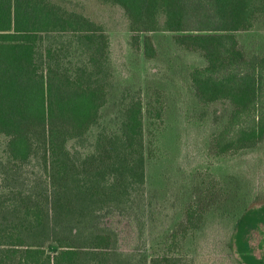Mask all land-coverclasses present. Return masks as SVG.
<instances>
[{
    "label": "trees",
    "instance_id": "trees-1",
    "mask_svg": "<svg viewBox=\"0 0 264 264\" xmlns=\"http://www.w3.org/2000/svg\"><path fill=\"white\" fill-rule=\"evenodd\" d=\"M102 1L124 9L147 58L157 49L146 33L156 31L174 33L179 47L204 58L190 73L193 96L205 105L232 104L214 138L217 154L264 140V56L249 55L237 35L262 28L264 0ZM109 46L100 24L53 0H0V134L15 165L40 159L47 174L44 195L24 189L0 195V264H118L115 237L100 223L122 187L143 180L141 99L126 106L119 135L99 134L86 154L69 148L85 145L108 103ZM231 213L237 261L264 264L249 238L264 223V199L245 192ZM48 243L58 250L48 251Z\"/></svg>",
    "mask_w": 264,
    "mask_h": 264
},
{
    "label": "rangeland",
    "instance_id": "rangeland-1",
    "mask_svg": "<svg viewBox=\"0 0 264 264\" xmlns=\"http://www.w3.org/2000/svg\"><path fill=\"white\" fill-rule=\"evenodd\" d=\"M53 1L100 24L110 39L108 103L85 145L70 142V150L86 154L99 134L119 135L126 106L137 99L143 103V180L123 186L100 223L101 230L115 237L113 262L152 264L154 257H167L171 264H241L230 246L231 210L245 192L264 199V140L236 153H216L214 138L232 104L221 100L205 105L195 99L190 73L206 61L179 47L174 33H146L157 49L150 59L142 41L135 44L121 6L102 0ZM262 25L237 33L249 55L264 56ZM6 148L7 137L0 134V195L20 189L44 195L47 174L40 159L15 165ZM249 238L256 255L264 257V223ZM46 248L58 250L54 243Z\"/></svg>",
    "mask_w": 264,
    "mask_h": 264
}]
</instances>
